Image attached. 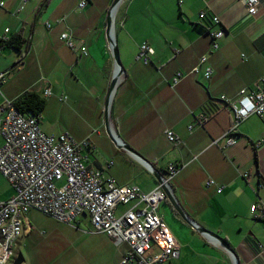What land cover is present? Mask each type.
<instances>
[{"label": "crops", "instance_id": "crops-1", "mask_svg": "<svg viewBox=\"0 0 264 264\" xmlns=\"http://www.w3.org/2000/svg\"><path fill=\"white\" fill-rule=\"evenodd\" d=\"M83 1L86 5L80 8ZM114 1L30 0L20 10L23 0H0V40L18 34L25 39L21 51L0 52V106L36 91L61 103L64 113L73 111L77 123L70 136L90 142L84 151L86 164L118 186L149 193L159 183L155 174L165 176L169 164L182 166L172 184L187 216L225 239L240 264H264V220L250 210L253 204H264V116L242 122L235 143L227 146L224 135L233 124V113L221 99L235 101L243 88L264 82V0L255 15L239 0H122L115 38L124 74L106 126L105 103L115 72L106 29ZM214 16L220 25L212 22ZM221 28L226 34L215 50L210 33ZM65 33L75 49L62 39ZM145 43L154 51L148 64L138 58ZM203 57L207 63L202 69L209 66L213 72L209 80L203 73L191 74ZM178 73L183 78L174 85ZM203 114L206 121H201ZM167 131L179 142L171 143ZM119 142L148 160L153 170L120 149ZM209 179L221 193L207 187ZM13 195L0 174V201ZM130 207L119 206L116 212ZM159 213L180 244L173 264H236L219 243L180 220L175 210L173 219L160 208ZM26 219L30 225L15 248L22 264H122L128 250L126 244L116 245L107 235L95 233L90 217L83 215L75 223H64V237H53L65 246L36 248L33 263L22 253V244L27 248L51 236H34Z\"/></svg>", "mask_w": 264, "mask_h": 264}, {"label": "built area", "instance_id": "built-area-1", "mask_svg": "<svg viewBox=\"0 0 264 264\" xmlns=\"http://www.w3.org/2000/svg\"><path fill=\"white\" fill-rule=\"evenodd\" d=\"M29 1L23 0L20 10ZM239 1L247 7L250 15H255L261 5L260 0ZM85 5L83 1L79 7ZM0 6L4 3L0 2ZM205 17V13L200 14L201 19ZM212 22L220 25L221 21L214 16ZM210 34L212 47L217 50L218 41L226 31L221 28ZM62 39L75 49L69 34H63ZM83 53L87 54L86 51ZM153 54L145 43L140 47L138 58L148 64ZM206 63L207 59L201 58L191 74L203 73V77L209 80L213 72L209 66L202 69ZM3 77L4 74H0V80ZM182 78V73H178L174 85ZM44 94L49 97L52 92L47 89ZM221 99L233 113V124L224 135L226 145L232 146L235 143L233 136L242 122L251 116H264V82H256L252 89L243 88L235 101L225 96ZM207 119L205 114L201 116V121ZM166 136L173 144L179 142L171 131H167ZM0 138L3 140L0 174L14 189L11 198L0 201V264L14 261L16 244L25 233V226L30 225L26 216L31 210L66 224L75 223L83 215L89 216L95 233L107 235L116 245L128 246L122 264H173L179 258L180 244L160 215L159 208L167 200L164 187H169L182 166L169 164L162 182L149 193L135 186H118L112 177L86 164L84 151L90 148V142H76L69 134L43 132L40 120L18 111L13 100H6L0 106ZM206 185L217 187L212 179ZM221 192L222 188L217 187V193ZM130 204L129 209L117 216L119 206ZM250 210L264 220V204H253Z\"/></svg>", "mask_w": 264, "mask_h": 264}, {"label": "rangeland", "instance_id": "rangeland-1", "mask_svg": "<svg viewBox=\"0 0 264 264\" xmlns=\"http://www.w3.org/2000/svg\"><path fill=\"white\" fill-rule=\"evenodd\" d=\"M46 99H47V106L44 112L42 113L41 120H40L41 129L45 133L50 134V135H60V134L70 135L71 128H73L74 124L77 123V118L74 112L72 111V113H69V112L64 113L62 109L63 105H61V103H58L53 98H46ZM170 185L173 189L172 182L170 183ZM10 189L11 187L9 186L8 188L9 192H10ZM173 209L174 208L168 199L167 201L161 203L160 211L163 215L166 214L167 218L172 216V219H173L174 217ZM119 211L117 213V216L121 214V212ZM178 216L180 220H183L182 217H180V215ZM27 217L29 219V222L32 225L31 230L34 236L38 235V237H40V240L43 238L44 235L46 237L51 236L49 240L41 241L39 243L32 241V243L27 244V248H25L24 243L22 244L21 246L22 253L26 256H29V258L33 261V263L35 262V257H36L35 249L36 248H46L47 247L46 245H49V244H50L49 246L53 248H59V249L62 248L63 245L65 246V244L61 242L58 238H57L58 240H54L53 237H58V236L64 237L63 233L66 232V226H67L66 224L59 222L58 220L50 216H47L43 213H40L38 211H35V210L29 211L27 214ZM49 234H52V235H49ZM16 246L17 248L20 247V246L18 247V243L16 244Z\"/></svg>", "mask_w": 264, "mask_h": 264}, {"label": "water", "instance_id": "water-1", "mask_svg": "<svg viewBox=\"0 0 264 264\" xmlns=\"http://www.w3.org/2000/svg\"><path fill=\"white\" fill-rule=\"evenodd\" d=\"M121 1L122 0H115L114 1L112 8L109 11L108 16H107L106 35H107V39L110 43L111 54L113 56V61L115 64V72H114V75L112 77V80H111V83L109 86V91H108L106 103H105L106 126L109 125L110 108H111V103H112V98H113L114 92H115V90L119 84L120 78L124 74V68H123V65H122L121 60H120L119 49L117 47L116 38H115V18L113 17L114 11L119 6ZM118 145H119L120 149H124V150L128 151L131 155H133L135 158H137L140 162L144 163L145 166H147L149 169L153 170L152 164L148 160H146L144 157H142L138 152L133 150L131 147H129L128 145H126L123 142H119ZM155 177L159 182H162L164 175L155 174ZM164 191L167 195V199L172 204L174 210L182 217V219L185 222L190 224L201 235L209 238L210 240H214V241L218 242L231 255V257L235 260V263L240 264L235 251L232 249V247L229 245V243L225 239H223L221 236H219L218 234H216L212 231H209L207 229L200 227L198 224H196L192 219H190L187 216V214L183 211L181 206L178 204L171 185H169V187H164ZM22 263H23L22 255L17 254L12 264H22Z\"/></svg>", "mask_w": 264, "mask_h": 264}, {"label": "trees", "instance_id": "trees-1", "mask_svg": "<svg viewBox=\"0 0 264 264\" xmlns=\"http://www.w3.org/2000/svg\"><path fill=\"white\" fill-rule=\"evenodd\" d=\"M25 39L21 34L12 36L8 39L0 40V52L6 49L21 51ZM23 57L20 59L22 62ZM20 62V63H21ZM17 66V64H15ZM14 106L23 114L32 115L41 120V115L47 106V99L36 91H26L15 100Z\"/></svg>", "mask_w": 264, "mask_h": 264}, {"label": "bare ground", "instance_id": "bare-ground-1", "mask_svg": "<svg viewBox=\"0 0 264 264\" xmlns=\"http://www.w3.org/2000/svg\"><path fill=\"white\" fill-rule=\"evenodd\" d=\"M117 8H118V7H117ZM117 8L115 9L114 14H113V17H114V18H115V16H116ZM112 99H113V98H112Z\"/></svg>", "mask_w": 264, "mask_h": 264}]
</instances>
